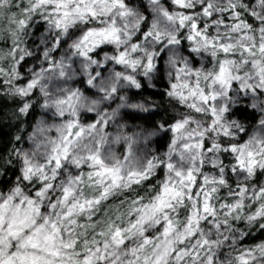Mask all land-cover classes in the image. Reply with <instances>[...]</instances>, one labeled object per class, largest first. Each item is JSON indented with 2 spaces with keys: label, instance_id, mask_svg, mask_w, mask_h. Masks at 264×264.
Returning <instances> with one entry per match:
<instances>
[{
  "label": "clouds",
  "instance_id": "1",
  "mask_svg": "<svg viewBox=\"0 0 264 264\" xmlns=\"http://www.w3.org/2000/svg\"><path fill=\"white\" fill-rule=\"evenodd\" d=\"M0 264H264V0H0Z\"/></svg>",
  "mask_w": 264,
  "mask_h": 264
}]
</instances>
